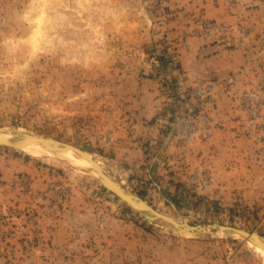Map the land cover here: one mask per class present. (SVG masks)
I'll list each match as a JSON object with an SVG mask.
<instances>
[{
  "label": "rangeland",
  "instance_id": "1",
  "mask_svg": "<svg viewBox=\"0 0 264 264\" xmlns=\"http://www.w3.org/2000/svg\"><path fill=\"white\" fill-rule=\"evenodd\" d=\"M259 2L0 0V129L81 149L125 191L178 221L264 238V174L230 173L224 162L238 157L225 155L216 171L215 154L205 160L189 147L213 126L214 85L227 92L234 75L186 85L174 77L192 38L210 41L206 55L240 42L239 19L252 21ZM206 23L225 29L201 36ZM260 37L251 47L264 48ZM252 76L243 92L264 82ZM243 92V135L264 140L239 104ZM0 264H264V253L235 235L155 225L64 160L0 145Z\"/></svg>",
  "mask_w": 264,
  "mask_h": 264
},
{
  "label": "crops",
  "instance_id": "2",
  "mask_svg": "<svg viewBox=\"0 0 264 264\" xmlns=\"http://www.w3.org/2000/svg\"><path fill=\"white\" fill-rule=\"evenodd\" d=\"M259 5L255 8L257 16L255 15L252 21L239 19L241 23L245 24L241 27L246 32L245 37L240 42L233 40V44L226 45V48H207L209 52L215 51L210 55H206L204 47L210 41L208 39L192 38L189 42V49L179 55V72L174 74L180 84L184 85L191 84V78L193 77L207 80L212 78L221 80L229 75L235 77V84L230 86L227 92L222 90L219 85H214L213 94L216 97L217 109L212 114L213 126L206 133L208 134L206 137L195 139L193 144L189 146L192 151H202L201 157L205 160L215 154V158L218 159L216 171L219 170L220 156L225 155L224 158L238 157L235 163L224 162V167H229L230 173L256 172L264 174V140L261 138L257 140V135H243L244 129L241 128V124L245 122V117L238 109L236 101L241 92L249 89V81H254L252 76L254 73L258 74L256 79L264 78V73H262L264 72V48L259 45L255 48L251 47L252 43H259L260 36L264 37V0H260ZM241 6V4H237L232 7L238 9ZM237 23L239 22L237 21ZM231 26L235 27L232 24ZM257 34L260 36L258 37ZM256 39L258 41H255ZM195 106L196 102L192 104V107ZM156 108H158V111L164 110L165 104ZM171 147L169 146L166 150L168 154H170L168 150L170 151ZM184 154L188 157L192 153L187 149ZM238 162L241 163L240 167L243 168H238ZM206 163L207 161L204 164ZM196 166L199 165L196 164ZM220 170L227 171L221 167ZM212 176L213 183H216V177ZM251 181L249 179L250 183ZM258 183L264 188V175H262V181L260 179Z\"/></svg>",
  "mask_w": 264,
  "mask_h": 264
},
{
  "label": "water",
  "instance_id": "3",
  "mask_svg": "<svg viewBox=\"0 0 264 264\" xmlns=\"http://www.w3.org/2000/svg\"><path fill=\"white\" fill-rule=\"evenodd\" d=\"M4 132H5V130L0 129V136H2V134H4ZM14 134L18 138L25 139L27 141H34L35 140L36 142L43 143V144H53V145L58 144L62 148L71 149L75 154L79 155L80 157H82V158H84L90 162H93L92 159L89 157V155L86 152L82 151L81 149H79L73 145H70V144H67V143L52 139V138L38 137V136L27 134V133L16 132ZM0 145L15 148L14 146H12L10 144H6V143H2V142H0ZM15 149H17V148H15ZM17 150H19V149H17ZM96 169L102 175L105 182L113 190V192L111 191L112 193H114L117 197L121 198L124 202H126L128 205H130L131 207H133L134 209L139 211L144 216V214L141 212V208L139 209L138 207H136L133 204V203L137 204L138 202H140L141 203L140 205L142 206V208H144L148 212L152 213L154 215V217L156 218L157 223L160 226H163L164 228H167V229L175 231V232H182L183 231V232L188 233L192 237L197 236V235H201V234H223L224 236L235 235V236H238L244 240H249L254 245H256L260 248H264V242H261L260 237H258L256 235L254 236L253 233L248 232L244 229L236 228L233 226H226V225H220V224L190 225L184 221L178 222V223L182 222L183 227L178 226L179 225L178 223H177L178 225H175L174 223H172L171 220H175L174 222H177L176 219L170 217V219H171L170 220L169 216L166 217L164 215H161L162 213L154 210L151 206H149L147 203H145L138 196L128 193L122 187H120V188L116 187V185L114 184L112 179L100 167L96 166Z\"/></svg>",
  "mask_w": 264,
  "mask_h": 264
},
{
  "label": "bare ground",
  "instance_id": "4",
  "mask_svg": "<svg viewBox=\"0 0 264 264\" xmlns=\"http://www.w3.org/2000/svg\"><path fill=\"white\" fill-rule=\"evenodd\" d=\"M0 142L10 144V145L14 146L15 148L22 150V151H24L27 154L32 155V156L49 157V158L53 157L56 159L60 158V159L64 160L71 167L79 169L84 174H89V175L93 176L94 178L99 180V182L105 188H107L113 192V190L110 188V186L105 182L102 175L96 169V166L100 167L101 169H102V166L96 160H94L88 153L87 154L89 155V157L92 159L93 162H90V161L80 157L79 155L75 154L71 149L62 148L58 144H55V145L43 144V143H38L35 140L34 141H27L25 139L18 138L14 134V132H11V131H5L4 134H2V136H0ZM112 181L114 182V180H112ZM114 184L118 188L121 187L116 182H114ZM133 204L136 207H138L139 209L141 208V212L144 214V216L146 217L147 220H149L151 223H153L155 225H159L157 223L154 215L152 213L148 212L147 210H145L144 208H142V206L140 205L141 204L140 202H138L137 204H135V203H133ZM161 215H164V214H161ZM164 216H166V215H164ZM166 217H168V216H166ZM169 219H170V217H169ZM171 221L175 225L179 224L178 226L183 227L182 222L178 223L179 221L177 219H176L177 222H174L175 220H171ZM178 233H180V234L183 233L185 235L190 236L188 233L183 232V231L178 232ZM253 235L260 237L259 235L255 234V233H253ZM260 239H261V242H264V238L260 237ZM245 241H247L249 244H251L255 248L259 249L260 252L264 253V248H260L256 245H254L249 240H245Z\"/></svg>",
  "mask_w": 264,
  "mask_h": 264
},
{
  "label": "built area",
  "instance_id": "5",
  "mask_svg": "<svg viewBox=\"0 0 264 264\" xmlns=\"http://www.w3.org/2000/svg\"><path fill=\"white\" fill-rule=\"evenodd\" d=\"M225 29L221 26L206 23L203 25L200 35H206L212 30ZM233 80L230 79L229 82ZM251 83V82H250ZM249 91L243 92L239 96V104L249 114V123L251 126H257L258 128L264 129V100H262V90H264V82L258 85L251 84Z\"/></svg>",
  "mask_w": 264,
  "mask_h": 264
}]
</instances>
